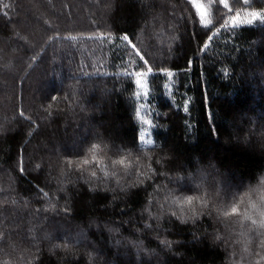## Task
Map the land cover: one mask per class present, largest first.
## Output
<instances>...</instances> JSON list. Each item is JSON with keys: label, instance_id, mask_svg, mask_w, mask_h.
Wrapping results in <instances>:
<instances>
[{"label": "trees", "instance_id": "obj_1", "mask_svg": "<svg viewBox=\"0 0 264 264\" xmlns=\"http://www.w3.org/2000/svg\"><path fill=\"white\" fill-rule=\"evenodd\" d=\"M262 180L264 0H0V264H264Z\"/></svg>", "mask_w": 264, "mask_h": 264}, {"label": "rangeland", "instance_id": "obj_2", "mask_svg": "<svg viewBox=\"0 0 264 264\" xmlns=\"http://www.w3.org/2000/svg\"><path fill=\"white\" fill-rule=\"evenodd\" d=\"M40 20V17H38L37 15L34 17ZM30 36V35H29ZM30 38H32L30 36ZM28 43L31 44V41L28 40ZM6 60H8V57H5ZM136 83H137V89L139 92H142L141 90H144L145 84H144V80L142 78V76L140 77H135ZM141 102L138 103L137 107H136V116L140 122V127H139V131H140V143H146L150 141V138L147 137V130H149V122L146 119H142L141 115Z\"/></svg>", "mask_w": 264, "mask_h": 264}, {"label": "snow or ice", "instance_id": "obj_3", "mask_svg": "<svg viewBox=\"0 0 264 264\" xmlns=\"http://www.w3.org/2000/svg\"><path fill=\"white\" fill-rule=\"evenodd\" d=\"M247 2H248V0H244V3H247ZM225 4H226V0H219V5H220L221 8H225ZM258 19H260L259 16L254 13L253 14V18L245 21L243 24L244 25H251L254 21H256ZM92 147L95 148L96 146L93 145ZM69 163H71V161H69ZM261 183H264V180H262ZM187 202L191 203L192 202V198L189 197ZM233 211H235V210H233Z\"/></svg>", "mask_w": 264, "mask_h": 264}]
</instances>
